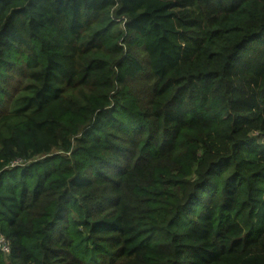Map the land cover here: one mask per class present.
<instances>
[{
  "label": "trees",
  "instance_id": "16d2710c",
  "mask_svg": "<svg viewBox=\"0 0 264 264\" xmlns=\"http://www.w3.org/2000/svg\"><path fill=\"white\" fill-rule=\"evenodd\" d=\"M0 264H264V0H0Z\"/></svg>",
  "mask_w": 264,
  "mask_h": 264
},
{
  "label": "built area",
  "instance_id": "2783aa9c",
  "mask_svg": "<svg viewBox=\"0 0 264 264\" xmlns=\"http://www.w3.org/2000/svg\"><path fill=\"white\" fill-rule=\"evenodd\" d=\"M0 249L4 251L5 253L10 252L9 242L3 234H0Z\"/></svg>",
  "mask_w": 264,
  "mask_h": 264
}]
</instances>
